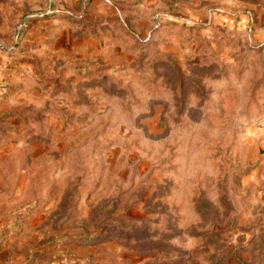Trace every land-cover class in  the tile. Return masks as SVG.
<instances>
[{"label":"rangeland","instance_id":"374dc122","mask_svg":"<svg viewBox=\"0 0 264 264\" xmlns=\"http://www.w3.org/2000/svg\"><path fill=\"white\" fill-rule=\"evenodd\" d=\"M0 72V264H264V0H0Z\"/></svg>","mask_w":264,"mask_h":264},{"label":"crops","instance_id":"0c3cea01","mask_svg":"<svg viewBox=\"0 0 264 264\" xmlns=\"http://www.w3.org/2000/svg\"><path fill=\"white\" fill-rule=\"evenodd\" d=\"M0 74H1V72H0ZM259 133H260V131H259ZM262 136H264V131H261V135H259V138H261ZM259 165H260V168L262 170H264V160H262Z\"/></svg>","mask_w":264,"mask_h":264},{"label":"water","instance_id":"95a60500","mask_svg":"<svg viewBox=\"0 0 264 264\" xmlns=\"http://www.w3.org/2000/svg\"><path fill=\"white\" fill-rule=\"evenodd\" d=\"M263 152H264V149H263Z\"/></svg>","mask_w":264,"mask_h":264}]
</instances>
